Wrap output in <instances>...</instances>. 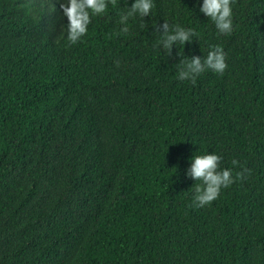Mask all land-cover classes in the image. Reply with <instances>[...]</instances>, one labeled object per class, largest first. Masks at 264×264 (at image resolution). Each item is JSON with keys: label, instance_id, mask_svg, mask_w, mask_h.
I'll use <instances>...</instances> for the list:
<instances>
[{"label": "trees", "instance_id": "16d2710c", "mask_svg": "<svg viewBox=\"0 0 264 264\" xmlns=\"http://www.w3.org/2000/svg\"><path fill=\"white\" fill-rule=\"evenodd\" d=\"M48 2L0 0V264H264V0H233L227 35L197 0H154L122 33L133 0H115L75 44L63 0L38 21ZM164 20L225 72L179 81ZM208 153L243 177L198 208L186 173Z\"/></svg>", "mask_w": 264, "mask_h": 264}, {"label": "clouds", "instance_id": "9594fccd", "mask_svg": "<svg viewBox=\"0 0 264 264\" xmlns=\"http://www.w3.org/2000/svg\"><path fill=\"white\" fill-rule=\"evenodd\" d=\"M46 2H44L45 4ZM233 0H197L199 12L210 19L219 34L227 35L233 31ZM35 4H37L35 2ZM41 5L40 9L45 13H38V21L47 22L51 16L60 14L56 9L55 0H49L47 5ZM115 6V0H63L60 9L66 18V39L75 44L88 34L92 19L108 14L109 5ZM39 5V4H38ZM35 7V5H34ZM154 0H133L126 11L118 13V25L122 33L129 32V21L137 18L145 21L146 17H152ZM193 13V11L191 10ZM162 27L155 26L160 33L159 46L168 56L172 55L174 47L191 43L197 36L192 28H186L178 23H170L164 20ZM144 27V24H141ZM183 47V49H184ZM179 48V47H177ZM180 49V48H179ZM180 62L176 66V78L179 81H192L206 70L223 74L227 68L226 54L221 47H215L201 59L199 56L186 57L179 52ZM221 157L215 153L195 155L187 169V177L196 181L192 203L195 207H204L218 198L222 189L229 187L236 178H242L243 173L233 176L232 170L220 169ZM233 165L238 161L233 160ZM246 171V170H245ZM197 182H200L199 184Z\"/></svg>", "mask_w": 264, "mask_h": 264}, {"label": "rangeland", "instance_id": "374dc122", "mask_svg": "<svg viewBox=\"0 0 264 264\" xmlns=\"http://www.w3.org/2000/svg\"><path fill=\"white\" fill-rule=\"evenodd\" d=\"M45 12H47V11H45V10H42V9H40V8H39V11H38V13H45Z\"/></svg>", "mask_w": 264, "mask_h": 264}]
</instances>
